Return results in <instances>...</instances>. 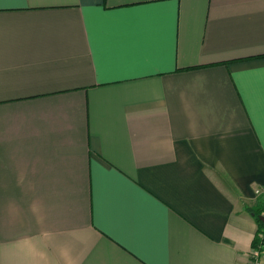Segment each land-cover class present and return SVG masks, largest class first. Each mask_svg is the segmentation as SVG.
<instances>
[{"label": "crops", "instance_id": "1", "mask_svg": "<svg viewBox=\"0 0 264 264\" xmlns=\"http://www.w3.org/2000/svg\"><path fill=\"white\" fill-rule=\"evenodd\" d=\"M262 200L264 0H0V264H251Z\"/></svg>", "mask_w": 264, "mask_h": 264}, {"label": "trees", "instance_id": "2", "mask_svg": "<svg viewBox=\"0 0 264 264\" xmlns=\"http://www.w3.org/2000/svg\"><path fill=\"white\" fill-rule=\"evenodd\" d=\"M248 212L258 225V231L253 241V249L260 251L264 259V223L260 219L261 216H264V200L260 201L259 206L249 209Z\"/></svg>", "mask_w": 264, "mask_h": 264}, {"label": "built area", "instance_id": "3", "mask_svg": "<svg viewBox=\"0 0 264 264\" xmlns=\"http://www.w3.org/2000/svg\"><path fill=\"white\" fill-rule=\"evenodd\" d=\"M260 193V192H257ZM251 264H264L263 255L258 250H253L251 253Z\"/></svg>", "mask_w": 264, "mask_h": 264}, {"label": "water", "instance_id": "4", "mask_svg": "<svg viewBox=\"0 0 264 264\" xmlns=\"http://www.w3.org/2000/svg\"><path fill=\"white\" fill-rule=\"evenodd\" d=\"M260 219L264 223V216H261Z\"/></svg>", "mask_w": 264, "mask_h": 264}, {"label": "rangeland", "instance_id": "5", "mask_svg": "<svg viewBox=\"0 0 264 264\" xmlns=\"http://www.w3.org/2000/svg\"><path fill=\"white\" fill-rule=\"evenodd\" d=\"M264 260V259H263Z\"/></svg>", "mask_w": 264, "mask_h": 264}]
</instances>
